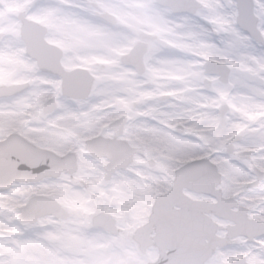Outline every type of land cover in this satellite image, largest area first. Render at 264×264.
<instances>
[{
	"label": "snow or ice",
	"instance_id": "1",
	"mask_svg": "<svg viewBox=\"0 0 264 264\" xmlns=\"http://www.w3.org/2000/svg\"><path fill=\"white\" fill-rule=\"evenodd\" d=\"M0 264H264V0H0Z\"/></svg>",
	"mask_w": 264,
	"mask_h": 264
}]
</instances>
